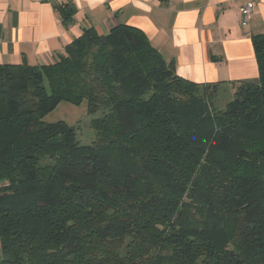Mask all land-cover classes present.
Instances as JSON below:
<instances>
[{
    "label": "trees",
    "instance_id": "1",
    "mask_svg": "<svg viewBox=\"0 0 264 264\" xmlns=\"http://www.w3.org/2000/svg\"><path fill=\"white\" fill-rule=\"evenodd\" d=\"M252 43L258 77L223 109L218 84L126 24L84 29L50 65H0V264H264V34ZM84 102L91 144L44 121Z\"/></svg>",
    "mask_w": 264,
    "mask_h": 264
},
{
    "label": "crops",
    "instance_id": "2",
    "mask_svg": "<svg viewBox=\"0 0 264 264\" xmlns=\"http://www.w3.org/2000/svg\"><path fill=\"white\" fill-rule=\"evenodd\" d=\"M68 1L76 16L65 27L55 5ZM245 2L0 0V65H50L84 29L106 35L126 24L143 31L182 78L231 91L232 82L258 77L252 37L264 34V0H257L246 26L241 16Z\"/></svg>",
    "mask_w": 264,
    "mask_h": 264
},
{
    "label": "rangeland",
    "instance_id": "3",
    "mask_svg": "<svg viewBox=\"0 0 264 264\" xmlns=\"http://www.w3.org/2000/svg\"><path fill=\"white\" fill-rule=\"evenodd\" d=\"M227 88L225 91H219L213 98L215 105L223 109L228 101L233 97L232 92ZM99 114L88 113L87 103L84 102L79 106L69 103H61L54 110L49 112L44 121L48 124L65 122L68 126L75 129L78 141L83 145L91 144L96 140L97 132L91 126L93 119L98 118Z\"/></svg>",
    "mask_w": 264,
    "mask_h": 264
},
{
    "label": "built area",
    "instance_id": "4",
    "mask_svg": "<svg viewBox=\"0 0 264 264\" xmlns=\"http://www.w3.org/2000/svg\"><path fill=\"white\" fill-rule=\"evenodd\" d=\"M256 2L257 0H246L245 4L242 6L241 16L244 26L248 24V20L253 12Z\"/></svg>",
    "mask_w": 264,
    "mask_h": 264
}]
</instances>
